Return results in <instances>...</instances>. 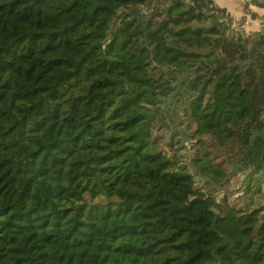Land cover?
<instances>
[{
    "label": "trees",
    "instance_id": "1",
    "mask_svg": "<svg viewBox=\"0 0 264 264\" xmlns=\"http://www.w3.org/2000/svg\"><path fill=\"white\" fill-rule=\"evenodd\" d=\"M209 2L0 0V264H264V203L227 201L264 178V18Z\"/></svg>",
    "mask_w": 264,
    "mask_h": 264
},
{
    "label": "rangeland",
    "instance_id": "2",
    "mask_svg": "<svg viewBox=\"0 0 264 264\" xmlns=\"http://www.w3.org/2000/svg\"><path fill=\"white\" fill-rule=\"evenodd\" d=\"M126 21H130L132 19L131 16L127 17V16H124ZM116 21L113 22V29H117L119 28L123 22H120L121 19H115ZM205 26H208L209 24V21L205 22L204 23ZM135 26V25H134ZM134 26L132 27V30L134 28ZM235 28L239 29V30H243L242 27L240 26H237L236 24L234 25ZM167 42L170 44V45H176V42L172 39V38H167ZM188 52H191V53H197V54H205L209 51L208 48L204 47V48H193V49H190V50H187ZM188 60H190V58H186ZM237 127H234L232 125H225L224 126V133L225 135L226 134H231V132H233ZM171 127H168L167 125H164L162 127V129H158L157 131H155L154 135L156 136H162L161 137V146L162 148H165L167 150L170 149V142L172 140V136H171ZM199 152V146L195 144V142L192 140V139H187L185 141V147L183 149H181L180 151H178L177 153L181 155V160L182 162L184 160H188L196 155L197 153ZM187 161V162H188ZM255 178H257V180H259V178L261 179H264L263 177H261V173H258ZM194 179L196 181V183L199 185L202 184L201 182V178L199 177V175L197 174H194ZM257 180L255 181V179H252L249 177L248 173H240L238 178H235L234 181H233V188L232 189H229V191L231 190V192L228 194L227 196V201H231L232 203H237L239 204L240 206L244 205L245 203H247L250 198H252L253 200L255 201H258L261 205L264 203V201H259V195L258 193H252L251 190L250 191H247V192H244V188L246 187V185L248 183H254L255 186L258 184L257 183ZM255 181V182H253ZM260 181V180H259ZM263 186H264V183H262ZM252 188H255V187H252ZM234 189V190H233ZM223 199L222 197V193L219 194V197L217 198L218 202H221V200Z\"/></svg>",
    "mask_w": 264,
    "mask_h": 264
},
{
    "label": "crops",
    "instance_id": "3",
    "mask_svg": "<svg viewBox=\"0 0 264 264\" xmlns=\"http://www.w3.org/2000/svg\"><path fill=\"white\" fill-rule=\"evenodd\" d=\"M217 7L225 9L233 19L235 24H243L242 31L253 33L261 30L264 18V0H260L262 5L249 3V11L245 10L246 0H209ZM254 16H252V14Z\"/></svg>",
    "mask_w": 264,
    "mask_h": 264
},
{
    "label": "built area",
    "instance_id": "4",
    "mask_svg": "<svg viewBox=\"0 0 264 264\" xmlns=\"http://www.w3.org/2000/svg\"><path fill=\"white\" fill-rule=\"evenodd\" d=\"M191 1V3L192 4H194L193 3V1L194 0H190ZM209 8H216V5L214 4V3H212V2H209ZM234 23V22H233ZM234 25H235V23H234ZM237 26H240V27H243V24H240V23H238V24H236Z\"/></svg>",
    "mask_w": 264,
    "mask_h": 264
}]
</instances>
